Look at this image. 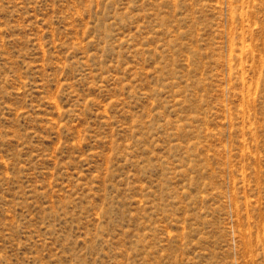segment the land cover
Returning a JSON list of instances; mask_svg holds the SVG:
<instances>
[{
    "label": "rangeland",
    "instance_id": "1",
    "mask_svg": "<svg viewBox=\"0 0 264 264\" xmlns=\"http://www.w3.org/2000/svg\"><path fill=\"white\" fill-rule=\"evenodd\" d=\"M0 264H264V0H0Z\"/></svg>",
    "mask_w": 264,
    "mask_h": 264
}]
</instances>
